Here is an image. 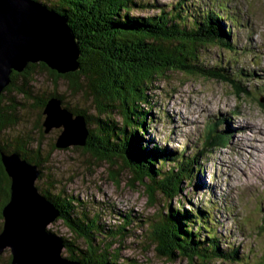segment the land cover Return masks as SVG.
I'll use <instances>...</instances> for the list:
<instances>
[{
    "label": "trees",
    "instance_id": "1",
    "mask_svg": "<svg viewBox=\"0 0 264 264\" xmlns=\"http://www.w3.org/2000/svg\"><path fill=\"white\" fill-rule=\"evenodd\" d=\"M34 1L64 17L79 46L80 69L59 75L42 63L28 64L23 72L11 73L10 84L0 95V232L2 209L10 194V179L4 170L1 154H17L36 165L40 180L51 160V154L43 155L40 149L41 138L35 148L32 147L35 139L30 135H17L12 140L8 138L9 128L18 124L16 114L21 109L19 107H25L12 95L15 93L24 100H31L40 114L47 100L56 97L63 108L84 118L88 136L82 150L98 160L119 161L120 170L125 168L136 178L144 180V191L152 206H156L158 197L163 205L165 200L174 199L177 206L181 205L179 209H173L167 203V213L153 221L112 206L90 209L86 202L68 195L61 187L57 188L60 183L56 179L46 177L43 188L39 186L37 190L59 211L57 221L60 220L73 234V237H65L47 229L63 243L66 258L80 264H127L117 250L123 248L130 238L133 240L129 243L131 246L146 248L155 245V251L168 260L179 257L191 262L194 260L197 264H209L214 260L246 264L247 257L239 259L236 248L219 246L221 235L216 231V221L211 215L217 210L216 203L207 201L208 209L193 208L188 212L182 209L178 199L184 186H192L194 180L197 182L200 174L197 157L207 148L220 142L223 144V137L208 129L201 145L189 150L184 144L179 153L150 145L151 140L146 138L147 127L154 118L140 105L147 103L148 86L168 71L209 79L226 76L219 68H208L200 51L207 47L229 51L234 48L230 44L229 29L224 25L229 16H225L224 2ZM133 12L139 13L134 16ZM228 19L231 22V18ZM38 74H46L53 85L58 81L65 82L67 91L71 95L80 94L92 111L76 104L70 105L55 92L35 93L34 78ZM115 115L121 117L120 124L114 122ZM42 123L39 124L40 134L44 133ZM54 147L55 144L52 151ZM108 213L117 216V223L108 222ZM262 221L264 224V216ZM1 256L0 264H12L9 251L6 261L2 262ZM258 264H264V258Z\"/></svg>",
    "mask_w": 264,
    "mask_h": 264
},
{
    "label": "rangeland",
    "instance_id": "2",
    "mask_svg": "<svg viewBox=\"0 0 264 264\" xmlns=\"http://www.w3.org/2000/svg\"><path fill=\"white\" fill-rule=\"evenodd\" d=\"M154 1L163 4L170 0ZM222 1L226 6L225 16L231 18V22L226 18L224 25L229 29L230 44L234 48L229 51L207 47L200 51L208 68H219L226 76L209 79L168 71L148 86L147 103L140 105L154 118L147 127L146 138L151 140L150 145L179 153L184 144L189 150L201 145L208 129L223 137V144H215L197 157L200 167L197 182L194 180L192 186H184L178 199L182 209L188 212L193 208L208 209L207 201L216 203L217 210L211 215L216 221V231L221 235L219 246L234 247L239 259L247 257L246 264H258L264 258V0ZM138 13L131 14L136 16ZM34 81L33 91L38 95L55 92L70 105L92 111L80 94L71 95L67 91L65 82L58 81L53 85L46 74L36 75ZM12 96L25 107H19L18 124L9 128L8 138L30 135L35 139L33 148L41 138L43 155L51 154L48 169L41 180L35 182L36 188H43L45 178L52 177L60 183L57 188L86 202L90 209L112 206L152 221L167 213V203L170 208H180L176 199L165 200L163 205L158 197L156 206L149 204L144 186L131 184L133 175L129 176L125 168L120 170L119 161L98 160L81 147H54L52 151L62 127L40 134L43 114L31 100H24L15 93ZM114 122L120 124L121 117L115 115ZM258 132L262 138L256 134ZM107 215L109 223H117L116 215ZM47 229L57 235L73 237L60 220L52 222ZM136 233L140 234L139 231ZM132 241L129 238L124 247L117 250L127 264H197L187 258L168 260L155 251V245L131 246ZM62 254L65 256L64 252ZM7 255L8 250H5L2 262L7 260ZM209 264L243 263L214 260Z\"/></svg>",
    "mask_w": 264,
    "mask_h": 264
},
{
    "label": "water",
    "instance_id": "3",
    "mask_svg": "<svg viewBox=\"0 0 264 264\" xmlns=\"http://www.w3.org/2000/svg\"><path fill=\"white\" fill-rule=\"evenodd\" d=\"M79 58L77 40L63 16L34 0H0V95L11 73L23 72L28 64L42 63L65 75L80 69ZM42 114L44 133L62 127L57 149L86 145L84 118L63 108L58 98H49ZM1 161L10 194L2 209L0 256L8 250L12 264H80L63 256V243L47 231L60 213L35 186L38 167L17 154H1ZM131 180L143 186L144 180L134 175Z\"/></svg>",
    "mask_w": 264,
    "mask_h": 264
},
{
    "label": "bare ground",
    "instance_id": "4",
    "mask_svg": "<svg viewBox=\"0 0 264 264\" xmlns=\"http://www.w3.org/2000/svg\"><path fill=\"white\" fill-rule=\"evenodd\" d=\"M259 137L262 138V135L260 134V132L256 133ZM156 155V154H155ZM143 251V250H142Z\"/></svg>",
    "mask_w": 264,
    "mask_h": 264
}]
</instances>
